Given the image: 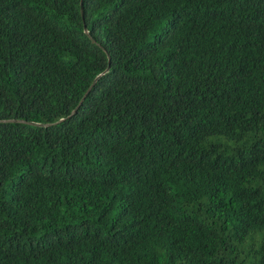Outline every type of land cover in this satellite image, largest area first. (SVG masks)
<instances>
[{
  "label": "trees",
  "instance_id": "1",
  "mask_svg": "<svg viewBox=\"0 0 264 264\" xmlns=\"http://www.w3.org/2000/svg\"><path fill=\"white\" fill-rule=\"evenodd\" d=\"M0 264H264V0H0Z\"/></svg>",
  "mask_w": 264,
  "mask_h": 264
}]
</instances>
